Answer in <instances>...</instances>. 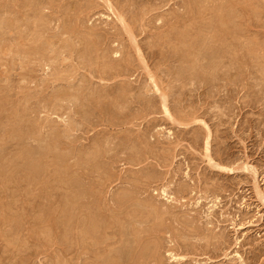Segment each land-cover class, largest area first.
I'll use <instances>...</instances> for the list:
<instances>
[{"label":"rangeland","instance_id":"rangeland-1","mask_svg":"<svg viewBox=\"0 0 264 264\" xmlns=\"http://www.w3.org/2000/svg\"><path fill=\"white\" fill-rule=\"evenodd\" d=\"M107 1L0 0V264H264V0Z\"/></svg>","mask_w":264,"mask_h":264},{"label":"bare ground","instance_id":"bare-ground-1","mask_svg":"<svg viewBox=\"0 0 264 264\" xmlns=\"http://www.w3.org/2000/svg\"><path fill=\"white\" fill-rule=\"evenodd\" d=\"M104 1H105V2H108L107 0H104ZM220 1H221V0H220ZM109 4H110V3H109ZM107 5H108V4H107ZM109 7H110V6H109ZM38 12H39V11H38ZM226 12H227V11H226ZM37 14H38V13H37ZM39 15H40V14H39ZM117 15H118V14H117ZM119 17H120V18H119ZM117 18H118V19H122L120 15H119ZM15 21H16V20H15ZM121 21H124V20L122 19ZM121 21H120V22H121ZM123 24H124V22H123ZM121 25H122V24H121ZM124 25H125V24H124ZM123 27H124V26H123ZM7 28H8V27H7ZM124 29H125V28H124ZM125 31H127V30L125 29ZM127 33H128V32H127ZM130 35H131V34H130ZM46 37H47V36H46ZM131 37H132V36H131ZM205 38H206V37H205ZM131 39H132V38H131ZM131 42H132V41H131ZM48 47H49V46H48ZM135 48H136V47H135ZM137 49H138V48H137ZM138 50H139V49H138ZM139 51H140V50H139ZM139 51H138V52H139ZM19 53H20V52H19ZM114 53H115V52H114ZM114 53H113V54H114ZM117 54H118V53H117ZM137 54H138V53H137ZM83 55H84V54H83ZM161 56H162V55H161ZM41 57H42V56H41ZM83 57H84V56H83ZM117 57H118V56H117ZM138 57H140V56H138ZM63 58H64V57H63ZM80 58H81V57H80ZM197 58H198V57H197ZM140 59H142V58L140 57ZM45 61H46V60H45ZM45 61H44V62H45ZM116 61H117V60H116ZM116 61H115V62H116ZM142 63H144V62H142ZM144 66H145V65H144ZM116 67H117V66H116ZM145 67H146V66H145ZM114 68H115V67H114ZM185 69H186V68H185ZM109 70H111V69H109ZM116 70H117V69H116ZM174 70H175V69H174ZM159 71H160V70H159ZM118 73H119V74H117V75L123 74V73H120V72H118ZM150 73H151V72H150ZM98 75H100V74H98ZM104 75H105V74H104ZM114 75H115V74H114ZM114 75H113V76H114ZM117 75H116V76H117ZM101 76H102V75H101ZM116 76H115V77H116ZM102 77H103V76H102ZM117 77H118V76H117ZM117 77H116V78H117ZM119 78H120V77H119ZM148 78H149V77H148ZM153 79H154V78H153L152 76H150L149 81L152 82V84H153L152 86H154V90H155V92L158 93L160 90H159L157 84L153 81ZM102 80H103V79H100V81H102ZM103 81H104V80H103ZM103 81H102V82H103ZM148 84H149V83H148ZM71 88H72V87H71ZM139 89H140V88H139ZM98 90H99V89H98ZM144 90H145V89H144ZM148 90H149V89H148ZM151 91H152V90H151ZM151 93H152V92H151ZM106 94H107V93H106ZM121 94H122V91H121ZM108 95H109V94H108ZM123 95H124V94H123ZM165 96H166V94H163V93H162V96L160 95L161 100H162L161 103H162V107H163V112H164L165 114L169 115L170 113H169V111H168V109H167V107H166V98H167V97H165ZM131 98H132V97H131ZM84 99H85V98H84ZM84 99H83V101L85 102ZM78 100H79V99H78ZM161 100H160V101H161ZM79 101H80V100H79ZM108 101H109V100H108ZM84 102H83V103L79 102V103L84 104ZM100 104H101V103H100ZM118 105H119V104H118ZM121 106H122V105H121ZM83 117H84V116H83ZM170 117H171V115H169V118H170ZM82 120H83V119H82ZM171 120H172V118H171ZM81 122H82V121H81ZM83 122L85 123V121H83ZM105 124H106V123H105ZM111 125H112V124H111ZM178 126H179V125H178ZM82 131H83V130H82ZM102 133H103V132H102ZM207 135H208V134H207ZM116 137H117V136H116ZM77 140H78V139H77ZM140 140H141V139H140ZM106 141H107V140H106ZM110 141H111V140H110ZM207 142H208V141H207ZM109 143H110V142H109ZM114 143H115V142H114ZM129 144H130V143H129ZM97 145H98V144H97ZM88 146H89V145H88ZM207 147H208V146H207ZM207 147H206V150H207ZM204 148H205V147H204ZM90 150H91V149H90ZM100 152H101V151H100ZM204 155H205V154H204ZM133 156H134V155H133ZM205 157H208V156H205ZM110 158H111V157H110ZM105 159H106V158H105ZM110 160H111V159H110ZM81 161H82V160H81ZM102 161H103V160H102ZM118 161H119V160H118ZM76 162H77V161H76ZM164 162H165V161H164ZM81 163H82V162H81ZM94 163H95V162H94ZM96 163H97V162H96ZM88 164H89V163H88ZM91 165H92V164H91ZM215 166H216V165H215ZM218 167H219V166H218ZM98 170H99V169H98ZM77 171H78V170H77ZM80 171H81V169H80ZM92 171H93V170H92ZM244 171H245V170H244ZM81 176H82V175H81ZM83 176H84V174H83ZM109 178H110V177H109ZM78 180H79V179H78ZM81 180H83V179H81ZM83 181H84V180H83ZM79 184H81V182H80ZM81 186H83V185H81ZM77 187H79V186H77ZM81 188L83 189V187H80V189H81ZM76 189H77V188H76ZM82 189H81L80 191H82ZM92 189H93V188H92ZM94 189H95V188H94ZM77 191H78V193L80 192L79 190H76V192H77ZM162 191H163V190H162ZM78 193H77V194H78ZM81 193H82V192H81ZM81 193H79V194H81ZM91 193H93V190L91 191ZM91 193L89 194L90 197H91ZM79 194H78V196L80 197ZM82 195H83V194H82ZM79 197H77V198H79ZM81 200H83V199H81ZM76 201H77V200H76ZM78 201H80V200H78ZM120 201H121V200H120ZM80 202H81V201H80ZM80 202H79V203H80ZM82 202H83V201H82ZM83 204H84V202H83ZM83 204H82V205H83ZM88 204H89V203H88ZM77 205H79L80 207L82 206L81 204H77ZM85 205H86V204H84V206H85ZM91 206H92V205H91ZM91 206H90V207H91ZM82 207H83V206H82ZM85 207H86V206H85ZM85 207H84V208H85ZM87 207H88V206H87ZM87 207H86V208H87ZM78 208H79V207L77 206V209H78ZM84 208H82V209H84ZM88 208H89V207H88ZM131 208H132V207H131ZM80 209H81V208H80ZM90 209H91V208H90ZM86 210H87V209H86ZM88 210H89V209H88ZM88 210H87V213H88ZM101 210H102V208H101ZM122 210H123V208H122ZM127 210H129V209H127ZM133 210H134V209L132 208V211H130V210H129V211L133 213ZM84 211H85V210H84ZM84 211H83V213H84ZM93 211H94V208L92 209V212H93ZM78 212H79V214H80V211H78ZM81 212H82V211H81ZM85 212H86V211H85ZM95 212H96V211H95ZM95 212H94V215H93V214H90V215H93V216L95 217ZM115 212H116V211H115ZM124 212H125V211H124ZM130 212H127L128 215H127V214H126V215H127V216L131 215ZM134 212H136V216L139 215V214H137V211H136V210H134ZM87 213H86V215H89V214H87ZM89 213H91V212H89ZM107 213H108V212H107ZM81 214H82V213H81ZM134 214H135V213H133V215H134ZM77 215H78V214H77ZM83 215H84V214H83ZM114 215H115V214H114ZM119 215H120V214H119ZM126 215H125V217H127ZM133 215H132V217H133ZM145 215H146V214H145ZM145 215H144V216H145ZM78 216H80V215H78ZM106 216H107V215H106ZM111 216H112V215H111ZM115 216H116V215H115ZM115 216H114V217H115ZM120 216H121V215H120ZM122 216H123V215H122ZM136 216H135L134 218H136ZM146 216H148V215H146ZM86 217H87V216H86ZM89 217H90V216H89ZM89 217H88V218H89ZM109 217H110V216H109ZM112 217H113V216H112ZM129 217H130V216H129ZM132 217H130V218H132ZM137 217H138V216H137ZM140 217H142V216H140ZM77 218H79V217H77ZM117 218H119V216H118ZM121 218L123 219V217H121ZM82 219H83V218H82ZM82 219L79 218V221L81 220V222H82V221H83ZM93 219H94V218H93ZM93 219H92V218L88 219V223H87V225H85V226H86V230H85V228L83 229V227H85L84 224H83V227H80V229L82 228V230L87 231V234H88L90 237H91V235H92V233H93V232H92L93 228L96 227V225L93 223V222H94ZM111 219H112V218H110V220H111ZM115 219H116V218H115ZM115 219H114V220H115ZM146 219H147V218H144V220H146ZM86 220H87V218H86ZM114 220H113V222H115ZM118 220H121V219L119 218ZM125 220H127V219L125 218ZM125 220H124V221H125ZM128 220H129V219H128ZM130 220H131V219H130ZM132 220H133V219H132ZM135 220H136V219H135ZM141 220H143V218H142ZM97 221H98V220H97ZM100 221H102V220H100ZM111 221H112V220H111ZM111 221H110V223H108V224H111ZM121 221H123V220H121ZM137 221H138V220H137ZM139 221H140V220H139ZM139 221H138V222H139ZM86 222H87V221H86ZM103 222L105 223L106 221H102V225H103ZM107 222H108V221H107ZM113 222H112V225H113ZM118 222H119V221H118ZM118 222H117V223H118ZM140 222H141V221H140ZM98 223H100V222H98ZM121 223H123V222H121ZM121 223H119V224H121ZM132 223L134 224V222H132ZM132 223H131V224H132ZM81 224H82V223H81ZM81 224H80V225H81ZM106 224H107V223H106ZM106 224H104V225H106ZM115 224H116V223H114V225H115ZM131 224H129V225H131ZM78 225H79V224H78ZM78 225H77V226H78ZM114 225H113V226L110 225L111 227L109 226V227H110V230L113 229ZM98 226H99V225H98ZM98 226H97V227H98ZM120 226H122V225H120ZM126 226H127V225H126ZM101 227H102V226H101ZM115 227H117V226H115ZM115 227H114V230H115ZM77 228H78V227H77ZM77 228H76V229H77ZM99 228H100V227H98V229H99ZM102 228H103V231H104V227H102ZM102 228H101V229H102ZM106 228H107V227H106ZM120 228H121V227H120ZM96 229H97V228H96ZM130 229H131V228H130ZM78 230H79V229H78ZM82 230H81V231H82ZM99 230H100V229H99ZM110 230H109V231H110ZM114 230H112V231H114ZM117 230H118V229H117ZM81 231L79 232V233H80V236L83 235V234H81V233H82ZM94 231H95V230H94ZM119 231H120V230H119ZM139 231H140V230H139ZM99 232H100V231H99ZM99 232H98V233H99ZM101 232H102V231H101ZM115 232H117V231H115ZM140 232L143 233L144 231H140ZM95 233H96V232H95ZM95 233H94V234H95ZM104 233H107V232H104ZM113 233H114V232H110V233L108 232L107 234H111V235H112ZM129 233H130V232H129ZM114 234H115V233H114ZM114 234H113V235H114ZM139 234H140V233H139ZM104 235H105V234H104ZM104 235H103V237H104ZM111 235H110V236H111ZM132 235H133V234H132ZM132 235H131V236H132ZM137 235H138V234H137ZM89 236H88V239L90 238ZM115 236H116V235H115ZM133 236H134V235H133ZM86 237H87V235H86ZM107 237H109V235H108ZM134 237H135V236H134ZM144 237H145V236H144ZM95 238H96V236H95ZM121 238H122V237H121ZM128 238H129V237H128ZM142 238H143V237H141V239H142ZM146 238H147V237H145V239H146ZM149 238H150V237H149ZM81 239H82V238H80L79 240H81ZM83 239H84V237H83ZM83 239H82L81 241H83ZM90 239H91V238H90ZM98 239H99V237H98ZM98 239H97V241H98ZM132 239H133V238H132ZM134 239H135V238H134ZM134 239H133V240H134ZM145 239H144V242H145ZM84 240H85V239H84ZM86 240H87V239H86ZM86 240H85V241H86ZM95 240H96V239H94V243L96 244V241H95ZM99 240H100V239H99ZM101 240H102V238H101ZM116 240L118 241V239H116ZM133 240H132V241H133ZM148 240H149V239H148ZM148 240H147V241H148ZM85 241H83L82 244H84ZM88 241H89V240H88ZM92 241H93V240H92ZM111 241H113V242L108 243V244H105L106 242L104 241V245H105V246H104V245H103V246L105 247L104 250H106V256H105V257H101V256H98V255H97L98 258H97V259L95 258L96 260L91 258V260H92L91 263L96 261L94 264H129V263H127L126 260H125L126 262H124V263L121 262V261H122V260H121V257L123 258V256H122L121 254L117 253V252L120 251V249H119V251L114 250V248L112 247V246H113V243H114V240H111ZM150 241H151V240H150ZM86 242H87V241H86ZM86 242H85V243H86ZM99 242H100V241H99ZM109 242H110V241H109ZM126 242H127V241H126ZM134 242H135V241H134ZM141 242H142V241H141ZM144 242H143V244H144ZM118 243H119V242H118ZM135 243H136V242H135ZM138 243H139V242H138ZM138 243H136V244H138ZM150 243H152V242H150ZM82 244L80 243L79 245H80L81 249H84L85 245H82ZM87 244H88V243H87ZM81 245H82V246H81ZM116 245H117V244H116ZM140 245H141V244H140ZM140 245H138L137 248H138ZM146 245H147V244H146ZM134 246H135V245H133V247H134ZM80 247L78 248V251L80 250ZM86 247H87V246H86ZM86 247H85V248H86ZM90 247H91V246H90ZM129 247H130V246H129ZM142 247H144V246H140V248H142ZM155 247H156V246H155ZM92 248H93V247H92ZM120 248H121V247H120ZM86 249H87V248H86ZM86 249H85V250H86ZM90 249H91V248H90ZM99 249H100V248L98 247V250H99ZM135 249H136V248H135ZM135 249L133 248V251H134V252H135ZM142 249H143V248H142ZM154 249H155V248H154ZM92 250H93V249H92ZM81 251L84 252V250H81ZM88 251H89V250H88ZM96 251H97V250H96ZM121 251H122V250H121ZM124 251H125V249H124ZM133 251H131V252H133ZM137 251H138V250H137ZM137 251H136V252H137ZM79 252H80V251H79ZM99 252H101V251H99ZM127 252H129V251H127ZM151 252H152V251H150V253H151ZM80 253H81V252H80ZM101 253H102V252H101ZM156 253H157V252H156ZM87 254H88V253H87ZM104 254H105V253H104ZM134 254L137 255V253H134ZM158 254H159V253H158ZM82 255H83V253H81V256H82ZM84 255H85V253H84ZM88 255H90V254H88ZM102 255H103V254H102ZM135 255H132V256H135ZM153 255H154V253H153ZM153 255H148V256H149V257H152ZM155 255H156V254H155ZM78 256H79V254H78ZM78 256H77V257H78ZM130 256H131V254H130ZM132 256H131V257H132ZM79 257H80V256H79ZM99 257H100V258H99ZM131 257H130V259H131ZM135 257H136V256H135ZM140 257H141V255H140ZM170 257H171V254H170ZM172 257H173V256H172ZM83 258H84V257H83ZM89 258H90V257H89ZM89 258H88V259H89ZM127 258H128V257H127ZM133 258H134V257H133ZM133 258H132V260H133ZM136 258H137V257H136ZM154 258H156V256H155ZM173 258H174V257H173ZM123 259H125V258H123ZM140 259H141V258H140ZM148 259H150V258H148ZM82 260H84V259H82ZM86 260H87V258H86ZM94 260H95V261H94ZM134 260H135V259H134ZM154 260H156V259H154ZM154 260L152 261L153 264H157L156 261H154ZM87 261H89V260H87ZM144 261H145V260H144ZM132 262H133V261H132ZM136 262H137V260H136ZM136 262H135V263H136ZM139 262H140V261H139ZM139 262H138V263H139ZM141 262H142V259H141ZM145 262H146V261H145ZM159 262H160V261H159ZM79 263H82V262H81V259H80V262H79ZM91 263H90V264H91ZM92 264H93V263H92ZM141 264H142V263H141ZM147 264H148V263H147Z\"/></svg>","mask_w":264,"mask_h":264}]
</instances>
